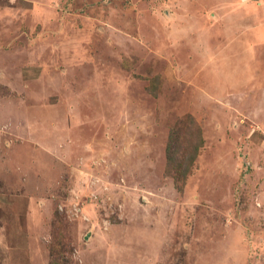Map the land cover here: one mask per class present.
Wrapping results in <instances>:
<instances>
[{"label":"rangeland","instance_id":"374dc122","mask_svg":"<svg viewBox=\"0 0 264 264\" xmlns=\"http://www.w3.org/2000/svg\"><path fill=\"white\" fill-rule=\"evenodd\" d=\"M261 29L264 0H0V264H264Z\"/></svg>","mask_w":264,"mask_h":264},{"label":"crops","instance_id":"0c3cea01","mask_svg":"<svg viewBox=\"0 0 264 264\" xmlns=\"http://www.w3.org/2000/svg\"><path fill=\"white\" fill-rule=\"evenodd\" d=\"M263 33H264V30L261 29V30H260V33H259V36H260V37H264V36H262ZM261 39H262V38H261Z\"/></svg>","mask_w":264,"mask_h":264}]
</instances>
